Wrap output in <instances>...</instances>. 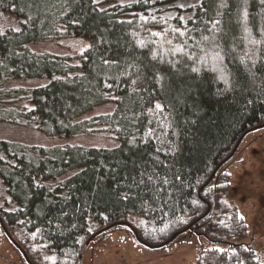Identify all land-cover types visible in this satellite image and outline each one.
Here are the masks:
<instances>
[{
  "label": "trees",
  "instance_id": "16d2710c",
  "mask_svg": "<svg viewBox=\"0 0 264 264\" xmlns=\"http://www.w3.org/2000/svg\"><path fill=\"white\" fill-rule=\"evenodd\" d=\"M223 2L0 0V16L11 18L0 27V121L17 116L47 136L107 138L29 145L0 137V225L31 264H53L47 257L79 264L85 246L119 224L131 225L151 247L190 231L226 244L202 249L192 264H264L247 244L230 242L246 237L248 226L228 199L223 168L241 138L264 125V6L241 4L249 12L244 21L239 0H227V8ZM64 37L85 43L72 54L32 47ZM157 101L162 115L148 111ZM100 107L108 109L96 113ZM149 127L159 139L147 145L138 139L130 150L131 136L147 138ZM145 154L168 165L156 171L169 179V194L149 198L123 188L125 201L110 169L127 177L132 166L124 162Z\"/></svg>",
  "mask_w": 264,
  "mask_h": 264
},
{
  "label": "rangeland",
  "instance_id": "374dc122",
  "mask_svg": "<svg viewBox=\"0 0 264 264\" xmlns=\"http://www.w3.org/2000/svg\"><path fill=\"white\" fill-rule=\"evenodd\" d=\"M11 18L0 16V27L9 25ZM73 38H57L33 44L35 49H51L61 53H76L80 44ZM19 83V82H18ZM28 85L29 82H20ZM36 84L37 82H33ZM100 107L97 112L106 111ZM13 117V116H12ZM0 137L17 140L29 145H52L68 142L105 143L101 133L88 138L47 136L34 124L18 118L0 121ZM230 175L228 199L245 217L247 236L234 237L230 242H243L253 248L256 258L264 263V125L248 131L237 144V149L224 163ZM5 193L0 189V203ZM226 244L198 231L182 232L173 241L160 246H147L134 234L129 224H119L100 232L82 251L79 264H192L199 252L207 247ZM0 264H31L21 249L5 233L0 225Z\"/></svg>",
  "mask_w": 264,
  "mask_h": 264
},
{
  "label": "snow or ice",
  "instance_id": "6c2138e0",
  "mask_svg": "<svg viewBox=\"0 0 264 264\" xmlns=\"http://www.w3.org/2000/svg\"><path fill=\"white\" fill-rule=\"evenodd\" d=\"M93 2H98V0H93ZM147 2V0H146ZM260 5L264 6V0H259ZM241 4H247V0H239V3L237 4V15L238 17H240L242 20L247 21L248 17H249V12L247 10V8H243L241 9ZM227 0H224V2L221 4V8H227ZM179 7L183 8L185 7V5H179ZM221 13L219 12V10L217 11V15H220ZM29 19H31V17H29ZM142 20H145V17L141 16ZM153 19H155L153 17ZM181 20H183V17H180ZM123 23V22H122ZM213 27H217L221 22L219 19L214 20L213 22ZM20 29L17 28L16 31H19ZM244 30L245 32L248 31L247 28V24L245 23L244 25ZM174 31H179L178 29H174ZM3 33H0V35H2ZM180 35H184L183 32L179 33ZM154 36H159L160 33H153ZM205 39H208L207 37H205ZM141 44H143V41L140 42ZM169 43H171V41H169ZM87 47H92V45H88ZM157 56L156 54L153 55V59H156ZM103 64L105 66L108 67H112L113 65H117L118 66V62L115 60H109V59H103ZM162 71H166V70H162ZM193 72L197 71L196 68L192 69ZM137 75H139V73H137ZM155 79V83L156 84H160L161 80L163 79V77H161L158 73L155 75L154 77ZM223 79V77H222ZM225 82L227 83V81L225 80ZM132 84L135 85L136 84V80L132 81ZM106 87L111 88L112 85L106 83L105 84ZM145 91H147V89H144ZM135 91V89H134ZM149 103H151V101H149ZM253 101H247L246 106L249 104H252ZM195 107V105H194ZM149 112H154V113H158V114H163V112L165 111V106L162 105L159 101H157L154 106L150 107L148 109ZM165 120H167V118H164ZM152 121H149V124H151ZM191 123L195 124V121H192ZM161 128H163V124H161ZM147 133L148 136L147 138H138L137 136L133 135L131 136L130 140L127 141V143L130 145V150L134 149V148H138L139 144H137V140L139 139L140 144H144L147 145L149 143V141L155 137L156 139H159L158 136H156V132L155 129L149 127L147 129ZM162 151L161 148H156L155 152L156 153H160ZM178 151V149L176 148H172L171 149V154L174 156L176 154V152ZM164 154L167 156L169 155V152L165 151ZM134 155H136L134 153ZM147 155V159H145L144 155H140L138 156L137 159H132L130 161H125L123 164V167L125 169L128 168L129 163L131 164L132 168L131 171L129 172V175L127 177H121V179H118L117 177L120 175V173L117 171V169L113 168L110 169V171L112 172L111 177H109L115 186L116 192H117V196L120 197L121 199L127 201L130 199V195L128 193H123V195H121V192L123 190V188H127L129 190V192H131L132 188L135 187L136 189H138L137 195H139L140 192H144L146 196H148L149 198H156V197H160L161 194H169L167 193V189L165 186L169 185L170 181L167 178V176L165 175L164 177H162L160 175V173L158 171H156L157 168H168V165L165 164L163 161L160 160V157L157 156H153L150 154H145ZM151 169V171L149 170ZM134 171L136 173V175H132L131 172ZM228 175H231L230 173H228ZM174 178L175 180H181V176L179 173H174ZM125 179L128 182L122 184L121 180ZM37 187H42V185L37 184ZM111 187V186H110ZM192 204L195 205L197 204L196 200L192 201ZM64 215H67V213H64ZM105 219H107V217H105ZM239 219L243 220L245 219V217L241 214L239 216ZM89 232L92 231L91 228L88 229ZM216 251H222L221 249H216ZM47 259L51 260L53 262V264H55V257H47Z\"/></svg>",
  "mask_w": 264,
  "mask_h": 264
},
{
  "label": "water",
  "instance_id": "95a60500",
  "mask_svg": "<svg viewBox=\"0 0 264 264\" xmlns=\"http://www.w3.org/2000/svg\"><path fill=\"white\" fill-rule=\"evenodd\" d=\"M262 126H263V125H262ZM227 160H228V159H227ZM222 164H223V163H222ZM220 166H221V165H220ZM220 166H219L218 168H220ZM213 178H214V176H212V178L208 181V183L211 182ZM208 183H207V184H208ZM177 235H178V234H176L175 236H177Z\"/></svg>",
  "mask_w": 264,
  "mask_h": 264
}]
</instances>
